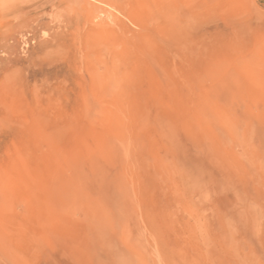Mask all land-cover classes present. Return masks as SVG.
<instances>
[{"label": "rangeland", "instance_id": "obj_1", "mask_svg": "<svg viewBox=\"0 0 264 264\" xmlns=\"http://www.w3.org/2000/svg\"><path fill=\"white\" fill-rule=\"evenodd\" d=\"M0 264H264V0H0Z\"/></svg>", "mask_w": 264, "mask_h": 264}]
</instances>
